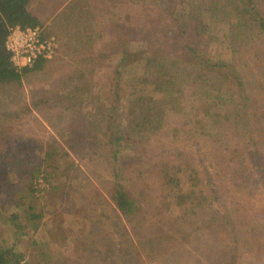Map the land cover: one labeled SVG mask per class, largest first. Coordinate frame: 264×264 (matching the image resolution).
Here are the masks:
<instances>
[{
	"label": "rangeland",
	"instance_id": "rangeland-1",
	"mask_svg": "<svg viewBox=\"0 0 264 264\" xmlns=\"http://www.w3.org/2000/svg\"><path fill=\"white\" fill-rule=\"evenodd\" d=\"M55 1L32 0L31 8L48 16L40 26L44 32L55 37L56 32L61 33L72 44L60 47L57 41V50L48 58L45 71L26 72L22 85L0 84V153L6 154L0 157V212L4 216L18 214L15 225H0V245L20 250L25 264L28 260L31 264H223L233 247H238V264H264V61L260 59L264 51L260 58L252 59L254 51L256 54L262 50L246 48L240 41L230 45L229 40L217 42L209 49L210 56L230 60L242 73L246 93L253 101L243 106L249 115L245 118L247 125L252 126L248 133L237 135L229 120L220 119V128H210L212 118L206 114L202 116L205 132L196 135L200 129L191 130L197 144L181 131L178 136L172 134L173 130L170 133L166 126L158 132H141V125L136 126L129 140L132 145L118 153V160L122 176L131 178L123 183L129 182L126 187L134 197L144 192L142 198L146 202L141 200L146 207H154L160 192L156 159L163 151L177 146H200L206 153V168L225 188L220 189L212 205L203 206L194 214L181 218L178 209H170L165 216H156L153 210L146 213V221L133 227L110 198L114 180L108 136L93 129L101 117L97 111L105 112L110 90L116 85L121 87L117 115L125 125L131 107L126 101L127 82L143 77L151 84H162V74L144 70L140 61L128 66L119 79L115 75L118 49L108 50L113 45L114 32L104 29L106 32L95 44L87 43L82 30L78 31L81 21L77 22L76 15H85L86 20L94 18L91 22L99 18V27L107 22L132 24L128 48L137 49L149 30L142 18L149 15L154 20L159 12L152 8L153 0H91L88 5L83 0L76 9L67 5L69 0H59V13L72 17L66 24L53 26L49 20L56 21L59 14L52 10ZM197 1L200 0H177L178 9L187 11ZM94 5L95 10L101 5L99 16L92 15ZM217 7H205L203 19L213 22L211 29L221 39L230 15ZM254 35L256 42L264 45V33ZM75 49L77 57L100 50L109 52V57H102L99 67L84 79L85 91L77 94L73 85L63 79L80 66L68 57ZM188 95L185 111L190 113V122L196 124L197 114L203 112L198 110L199 100ZM66 105L72 108L66 110ZM181 114L178 111L164 121L179 124ZM233 146H247L251 153L244 152L246 157L238 167L242 177L237 180L238 186L226 188L230 184L218 180L230 166L227 151ZM50 152L51 157H47ZM219 152L225 157H220ZM133 154H138L139 160L132 159ZM216 171L219 176H215ZM32 211L38 214L32 221L36 225L34 231L27 218ZM172 216L176 218L171 219ZM155 236L160 238H155L154 244L143 241ZM116 247L119 250L112 256Z\"/></svg>",
	"mask_w": 264,
	"mask_h": 264
},
{
	"label": "trees",
	"instance_id": "trees-1",
	"mask_svg": "<svg viewBox=\"0 0 264 264\" xmlns=\"http://www.w3.org/2000/svg\"><path fill=\"white\" fill-rule=\"evenodd\" d=\"M82 1L69 0L68 2L67 0V5L76 9L75 6L82 4ZM84 1L88 5L91 0ZM108 1L111 2V0ZM200 1H197L198 4L195 6H190L189 10L183 11V9H178L177 0H153L152 8L159 12L158 17L153 20L151 16L145 15L142 18L144 25H147L149 30L147 38L138 44L137 49L128 48L130 42L128 34L132 24L107 22L99 27V18H95L96 22H91L90 20L94 18L86 20L85 15H76L77 22L81 21V23L79 22L80 28H78V31L82 30L81 35L86 37L87 43L95 44L97 38H100L106 32L104 29L109 30L108 32H114L113 45L108 50L118 49L116 55H120L115 68V75L121 76L126 68L140 61H142L144 70H155L162 74V84H151L145 81L143 77H136L131 82H127L126 101L131 104V107L125 125L122 118L117 115L120 106L121 87L116 85L114 89L110 90L111 98L107 100L109 102L105 112L97 111L101 114V117L98 118V123L94 125L93 129L97 133H105L108 136L106 144L110 151V160H113L111 175L114 180L111 185L110 198L115 203L120 215L128 222H132L133 227H138L137 225L143 220L146 221V218H144L146 213H151L153 210L157 212L156 216H165L167 211L168 213L171 212L170 209H178L181 218L188 214L191 215V213L194 214L199 208L212 205V200L218 199L219 195L217 193L220 192V189L225 188L219 184L220 182L214 180V176L206 168L204 164L206 153L200 146L197 145L195 149H188L185 146L179 149L177 146L169 149L168 152L163 151L162 155L156 159L155 166L159 178L160 192L156 194L154 207H146L147 205L143 202L145 200L142 198L144 192L141 191V196L134 197L126 187L129 182L123 183L125 179L131 181V178L122 176L121 163L118 160L120 158L118 153L132 145L129 140L132 137L131 134L136 132V126L141 125L138 129L141 132L147 130L158 132L167 128L171 130L170 133L173 130L172 134L176 136L181 131V133L189 136L187 139L194 141L191 143L196 144L198 141L192 135L191 130L195 129L196 131L199 128L200 133L196 135L205 132V123L203 122L205 120H203L204 117L202 118L205 114L212 118L210 119V128L216 125H218L216 128H220V119L229 120L230 124L233 122L235 132L239 136L248 133L250 127L252 128L251 125H247L245 118L249 115H247L243 106L248 103L252 104L253 101L246 93L242 73L230 60L222 59L219 56H210L209 49L217 42L229 40L230 45H232L240 41V44H243L246 48L262 50L260 53L253 54L254 51L251 54L252 59L260 58L263 55L264 45L256 42L254 32L264 33V0ZM31 2L32 0H0V84L22 85L23 75L26 72H43L46 65L50 63L48 58L41 57L36 59L31 67L16 70L10 62V53L4 45L11 27L16 25L20 27L41 26L47 19L48 16L37 14L32 10ZM95 2L97 3V1ZM59 3V0H56L52 10H58ZM209 6H218L219 10H224L230 15L228 28L221 39L217 38L211 29L210 24L213 22L203 19L205 7ZM99 7L101 8V5ZM93 8L94 13L92 15L99 16L100 8L95 10V5ZM86 10L89 11V8ZM57 12L59 13V10ZM56 15H58L56 21L53 18L49 20L50 25L66 24L72 17V15L69 17L63 16L60 13ZM43 34L49 35L44 31ZM60 34L56 32V36L60 38L58 40L56 37L58 46L72 44L69 40H64ZM75 52L76 49L68 57L80 66L74 67L73 71L67 75L65 74L63 79L69 86L70 84L73 85L72 88H75L74 92L77 94L79 91L80 93L85 91L83 87L84 79L99 67L102 57H109V52L100 50L98 53H87L81 57H77L74 54ZM260 59L264 61V57ZM73 82H76V84ZM187 95L198 99L200 102L198 110L202 111L203 115L197 111L199 114H197L198 118L195 120L196 124L190 122L188 119L190 113L185 111ZM80 98H83V96ZM64 107L66 110L72 108L71 105ZM178 111H181L183 113L181 115L185 118L180 119L182 120L181 123L175 124L173 121L174 123L167 124L166 120L164 121L166 117L173 116ZM196 113L193 115L196 116ZM92 133L91 130L89 133L90 138L93 137ZM243 147L245 148L239 149L233 146L230 150H226L229 152L228 161L230 166L225 171L223 178L218 180L228 182L230 185L226 188L238 186L239 182L237 180L242 178L241 170L238 167L244 162L246 157L244 152L251 153L247 150V146ZM223 152H219L220 157H225L221 156L224 155ZM173 154L176 157H173ZM3 155H6L5 152L0 153V157ZM51 155L50 152L47 157H51ZM131 158L139 160V155L133 154ZM208 159L211 160V158ZM35 171L36 169L32 171V175L36 173ZM139 171L141 172V170ZM261 171L263 173L264 168ZM214 173L215 176H219L218 171ZM209 183L212 184L211 187ZM28 187H30V184ZM17 216L16 212L7 216L0 212V225L6 222L15 225ZM37 216L38 214L34 211L28 213V223L33 231L36 229V225L32 221ZM175 218L176 216L171 217V219ZM169 236L172 237V233ZM155 238L157 240L160 237H148L143 241L154 244ZM237 249L238 247H233L232 252L226 255L227 258L224 259L223 264H238L239 260L235 257ZM117 250H119L118 247L112 249V256ZM127 255L129 254L127 253ZM0 264H25L24 256L14 246L0 245ZM28 264H31L29 260Z\"/></svg>",
	"mask_w": 264,
	"mask_h": 264
},
{
	"label": "built area",
	"instance_id": "built-area-1",
	"mask_svg": "<svg viewBox=\"0 0 264 264\" xmlns=\"http://www.w3.org/2000/svg\"><path fill=\"white\" fill-rule=\"evenodd\" d=\"M16 70L31 67L38 58H50L57 47L56 37L44 35L42 27L19 25L9 29L4 41Z\"/></svg>",
	"mask_w": 264,
	"mask_h": 264
},
{
	"label": "crops",
	"instance_id": "crops-1",
	"mask_svg": "<svg viewBox=\"0 0 264 264\" xmlns=\"http://www.w3.org/2000/svg\"><path fill=\"white\" fill-rule=\"evenodd\" d=\"M61 6H62V5L59 6L58 10H60ZM58 10L56 9L55 11H58Z\"/></svg>",
	"mask_w": 264,
	"mask_h": 264
}]
</instances>
